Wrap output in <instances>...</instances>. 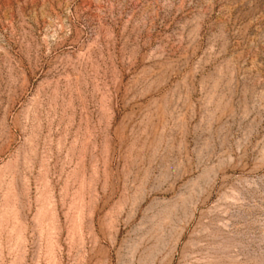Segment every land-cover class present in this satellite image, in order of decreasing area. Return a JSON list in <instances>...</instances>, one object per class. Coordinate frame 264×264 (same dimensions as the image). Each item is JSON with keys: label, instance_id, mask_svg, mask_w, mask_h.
Here are the masks:
<instances>
[{"label": "rangeland", "instance_id": "374dc122", "mask_svg": "<svg viewBox=\"0 0 264 264\" xmlns=\"http://www.w3.org/2000/svg\"><path fill=\"white\" fill-rule=\"evenodd\" d=\"M0 264H264V0H0Z\"/></svg>", "mask_w": 264, "mask_h": 264}]
</instances>
